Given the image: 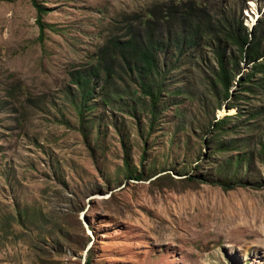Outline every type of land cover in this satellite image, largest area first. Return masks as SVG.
Instances as JSON below:
<instances>
[{
    "label": "rangeland",
    "instance_id": "obj_1",
    "mask_svg": "<svg viewBox=\"0 0 264 264\" xmlns=\"http://www.w3.org/2000/svg\"><path fill=\"white\" fill-rule=\"evenodd\" d=\"M156 1L0 0V264H264V116L233 120L264 113L263 89L241 93L247 61L224 99L209 69L180 59L186 66L168 73L179 92L147 139L135 118L149 101L134 69L111 82L113 106L81 109L79 123L86 99L70 73L129 25L140 30ZM204 1L210 11L245 5L248 32L264 21V0ZM176 56L168 51L160 67L180 66ZM126 104L136 114L121 111ZM227 116L216 136L213 123ZM211 139L230 149L219 155ZM229 156L249 176L225 190L215 167ZM140 171L141 181L128 176Z\"/></svg>",
    "mask_w": 264,
    "mask_h": 264
},
{
    "label": "trees",
    "instance_id": "obj_2",
    "mask_svg": "<svg viewBox=\"0 0 264 264\" xmlns=\"http://www.w3.org/2000/svg\"><path fill=\"white\" fill-rule=\"evenodd\" d=\"M230 3L231 1L228 3L221 1L220 7H214L213 11L206 9L207 3L204 0H190L185 3L178 0H168L166 3L165 0H160L147 7L145 14L139 17L141 19L140 30L129 25L124 37H111L104 46L96 50L97 52L92 55L93 63L90 67L70 73L71 84L78 87L82 98L86 99L79 103L77 109L79 123L84 121L81 109L86 108L87 111H93L103 105L113 106L114 96L112 94H116L117 90L113 91L115 86L111 82L119 74L131 69H134L135 75L139 76L143 98L149 101V103L144 101L143 106L147 107L146 110H141V113L137 112L138 116L135 118L136 120L141 117L139 127L144 121L145 139L158 127L159 121L168 112L169 101L173 103V97L179 92V90L172 91L169 88L168 81L171 80L169 71L178 70L183 67V64L186 66L185 62L188 60H196V63L200 64L203 69L210 70L223 89L224 99L230 95L231 82L235 78L234 73L239 70L238 62L242 58L247 61L246 64H250L251 68L239 82L241 93L255 94V90L257 93L261 89L264 90V65L259 62L260 59L264 60V49L261 48L264 31V29L261 30V26L264 21L257 22V25H254L248 32L244 26L242 14L245 5L242 7L237 5L235 9ZM34 4L38 13L36 22L40 33L43 34L47 27L42 22L44 11L39 5ZM233 48L237 50L235 56L228 53ZM170 50L177 55L171 61L178 60L181 65L175 68V64L172 63L160 67L161 56L166 57ZM180 59L185 62H181ZM158 68H161V73ZM231 72L233 73L230 74ZM95 90L101 97L99 101H96V97L95 100L92 97ZM91 98L94 100L93 104L86 106ZM133 102L138 104L139 100ZM126 105L119 107L120 110L123 111L124 108L128 114L132 112L136 114V111L131 110L129 105H127L128 109ZM233 105L234 103H230L228 109L233 108ZM254 114L264 116L263 111L254 113L240 111L237 117H233V120H241L244 116L245 122L249 123L255 118ZM231 119L232 117L227 116L213 123L211 127L214 130L213 134L217 136L224 133V123ZM92 123L91 127L97 128L100 121ZM230 143L229 141L226 145L231 146ZM214 144L217 147L212 150L219 152V155L230 149L220 143V140L213 142L211 139L210 145ZM215 168V176L223 178L226 182L222 183L225 190L233 189L238 184L242 185L237 183L236 179L242 176L248 179L246 176H249L246 175L247 170L242 174L239 158L236 156L227 157ZM228 172L229 176L226 175ZM128 176L135 181L143 179L141 171L136 175L129 174ZM214 181L216 180L212 183ZM89 261L90 259L86 261V264H89Z\"/></svg>",
    "mask_w": 264,
    "mask_h": 264
},
{
    "label": "clouds",
    "instance_id": "obj_3",
    "mask_svg": "<svg viewBox=\"0 0 264 264\" xmlns=\"http://www.w3.org/2000/svg\"><path fill=\"white\" fill-rule=\"evenodd\" d=\"M242 14H243V12H242ZM244 20H245V17H244V15H243V21H244ZM255 22H257V20L254 21L253 24H254ZM254 25H256V24H254ZM254 25H253V26H254Z\"/></svg>",
    "mask_w": 264,
    "mask_h": 264
}]
</instances>
